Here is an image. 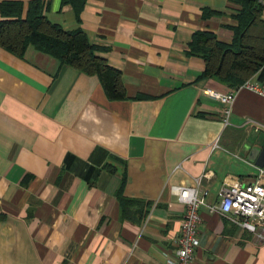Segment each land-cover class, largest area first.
Segmentation results:
<instances>
[{
  "label": "crops",
  "instance_id": "obj_1",
  "mask_svg": "<svg viewBox=\"0 0 264 264\" xmlns=\"http://www.w3.org/2000/svg\"><path fill=\"white\" fill-rule=\"evenodd\" d=\"M42 2L121 71L126 96L32 44L0 46V264H170L184 211L170 186L199 177L216 204L222 184L258 174L248 153L264 143V94L201 76L189 48L196 30L230 41L240 5ZM246 80L264 87V63ZM200 217L193 264H264V240L220 211Z\"/></svg>",
  "mask_w": 264,
  "mask_h": 264
},
{
  "label": "trees",
  "instance_id": "obj_2",
  "mask_svg": "<svg viewBox=\"0 0 264 264\" xmlns=\"http://www.w3.org/2000/svg\"><path fill=\"white\" fill-rule=\"evenodd\" d=\"M230 1L240 5L230 41H223L208 30H196L189 48L204 59L201 76L238 87L264 63V2ZM43 5L42 0H31L23 14L20 0H0V46L22 55L32 44L58 58L61 64L96 75L109 99L124 98L121 71L98 54L81 28L65 29L49 20Z\"/></svg>",
  "mask_w": 264,
  "mask_h": 264
},
{
  "label": "built area",
  "instance_id": "obj_3",
  "mask_svg": "<svg viewBox=\"0 0 264 264\" xmlns=\"http://www.w3.org/2000/svg\"><path fill=\"white\" fill-rule=\"evenodd\" d=\"M264 2V0H260ZM242 86L264 94V87L250 81H244ZM203 92L224 104L234 97V92H220L210 87ZM229 109L224 107V121H227ZM256 179L250 182H233L222 184L218 194L219 201L209 204L205 201L207 189L201 186V178L196 177L192 185H172L170 189L184 205L183 216L177 235V246L169 258L170 264H193L195 248L198 243L200 224V209L205 206L210 211H220L239 226L253 232L258 239L264 240V183L260 178L264 175V167H257Z\"/></svg>",
  "mask_w": 264,
  "mask_h": 264
},
{
  "label": "water",
  "instance_id": "obj_4",
  "mask_svg": "<svg viewBox=\"0 0 264 264\" xmlns=\"http://www.w3.org/2000/svg\"><path fill=\"white\" fill-rule=\"evenodd\" d=\"M248 158L256 165L264 167V143L259 147H251L249 149Z\"/></svg>",
  "mask_w": 264,
  "mask_h": 264
}]
</instances>
